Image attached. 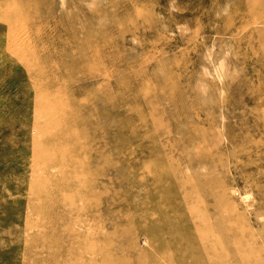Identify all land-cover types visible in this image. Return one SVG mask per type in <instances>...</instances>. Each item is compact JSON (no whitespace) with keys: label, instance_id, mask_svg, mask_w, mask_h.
I'll list each match as a JSON object with an SVG mask.
<instances>
[{"label":"rangeland","instance_id":"rangeland-1","mask_svg":"<svg viewBox=\"0 0 264 264\" xmlns=\"http://www.w3.org/2000/svg\"><path fill=\"white\" fill-rule=\"evenodd\" d=\"M0 264H264V0H0Z\"/></svg>","mask_w":264,"mask_h":264}]
</instances>
